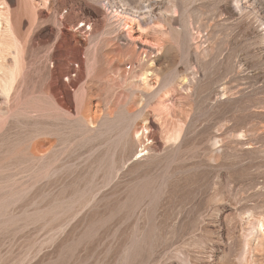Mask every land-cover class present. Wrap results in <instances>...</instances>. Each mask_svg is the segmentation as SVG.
Instances as JSON below:
<instances>
[{
  "label": "rangeland",
  "instance_id": "rangeland-1",
  "mask_svg": "<svg viewBox=\"0 0 264 264\" xmlns=\"http://www.w3.org/2000/svg\"><path fill=\"white\" fill-rule=\"evenodd\" d=\"M0 2V264H264V0Z\"/></svg>",
  "mask_w": 264,
  "mask_h": 264
},
{
  "label": "bare ground",
  "instance_id": "bare-ground-1",
  "mask_svg": "<svg viewBox=\"0 0 264 264\" xmlns=\"http://www.w3.org/2000/svg\"><path fill=\"white\" fill-rule=\"evenodd\" d=\"M2 5V3L0 2V6ZM13 13V12H12ZM14 14H11L10 17H4L3 13L0 12V62L3 59V57H5V53L9 52V50L12 49V45H8V47L6 46L8 43H6L5 38L11 39V42L14 40V36H15V32H14V24H13V16ZM8 41V40H7ZM10 41V40H9ZM14 47V46H13ZM7 48V49H6ZM145 46H141V50H145ZM14 50V49H12ZM13 53L10 54H16L14 51H12ZM13 56V55H12Z\"/></svg>",
  "mask_w": 264,
  "mask_h": 264
}]
</instances>
